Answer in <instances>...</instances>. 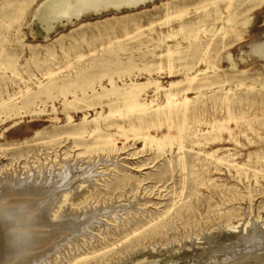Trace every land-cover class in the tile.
<instances>
[{"label":"rangeland","instance_id":"374dc122","mask_svg":"<svg viewBox=\"0 0 264 264\" xmlns=\"http://www.w3.org/2000/svg\"><path fill=\"white\" fill-rule=\"evenodd\" d=\"M4 179L16 264H264V0H0Z\"/></svg>","mask_w":264,"mask_h":264},{"label":"bare ground","instance_id":"6f19581e","mask_svg":"<svg viewBox=\"0 0 264 264\" xmlns=\"http://www.w3.org/2000/svg\"><path fill=\"white\" fill-rule=\"evenodd\" d=\"M32 180H35V177ZM7 182H10V180L8 179L0 180V187L2 185H5ZM13 182H15L17 185H20L21 182H23V180L15 179ZM23 211L25 213L19 214L20 210L18 209L11 210V209H7L6 207L0 206V220L3 221L2 224L0 222V264H16L17 261L20 260V258L23 256L16 254V251L18 248L24 247L26 245V240L27 238H29L27 236L26 231L32 232L31 230L33 228L32 226H29V224L25 222H21V223L16 222L15 220H13L14 219L13 216L20 215V216H27V218L30 216V220L31 218L36 217V216L31 217V214L27 212V210H23ZM79 217L80 216L78 215H72V216H68L67 219L77 223V221H79ZM88 217L89 216H86L85 218L87 219ZM82 231L83 230H80L79 233H77L78 235L75 234L70 239L77 240L79 234L83 233ZM31 235L32 233L30 234V238L34 237L33 235L32 236ZM48 255H49L48 253L47 255L45 254L44 258H46ZM44 258L40 260L43 261ZM35 261H37V259L35 260L34 258L31 262H28L26 264H36Z\"/></svg>","mask_w":264,"mask_h":264},{"label":"water","instance_id":"95a60500","mask_svg":"<svg viewBox=\"0 0 264 264\" xmlns=\"http://www.w3.org/2000/svg\"><path fill=\"white\" fill-rule=\"evenodd\" d=\"M72 242H75V241L72 240ZM72 242H71V243H72ZM53 255H55V253H52L51 256H50V254H49V256H47L46 258L43 259V261L46 260V259H51Z\"/></svg>","mask_w":264,"mask_h":264}]
</instances>
